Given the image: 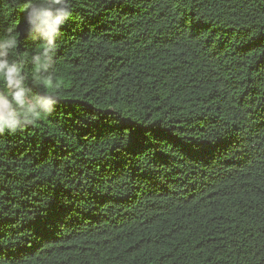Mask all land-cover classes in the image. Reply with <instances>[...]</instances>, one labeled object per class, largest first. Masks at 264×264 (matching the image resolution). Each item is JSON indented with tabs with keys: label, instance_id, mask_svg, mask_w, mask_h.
<instances>
[{
	"label": "trees",
	"instance_id": "1",
	"mask_svg": "<svg viewBox=\"0 0 264 264\" xmlns=\"http://www.w3.org/2000/svg\"><path fill=\"white\" fill-rule=\"evenodd\" d=\"M25 2L58 103L0 133V264H264V0H71L46 70Z\"/></svg>",
	"mask_w": 264,
	"mask_h": 264
},
{
	"label": "clouds",
	"instance_id": "2",
	"mask_svg": "<svg viewBox=\"0 0 264 264\" xmlns=\"http://www.w3.org/2000/svg\"><path fill=\"white\" fill-rule=\"evenodd\" d=\"M22 10L26 39L44 42L32 62L38 70H46L53 60L56 39L72 16L71 0H26ZM16 44L11 35L0 38V133L17 132L53 112L58 103L50 80L40 81L43 92H33L26 86L21 63L9 59Z\"/></svg>",
	"mask_w": 264,
	"mask_h": 264
}]
</instances>
